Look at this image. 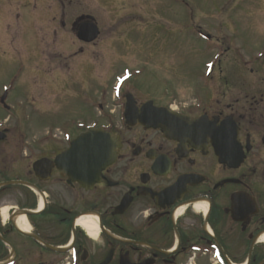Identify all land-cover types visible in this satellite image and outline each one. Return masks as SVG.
<instances>
[{
	"label": "flooded vegetation",
	"instance_id": "obj_1",
	"mask_svg": "<svg viewBox=\"0 0 264 264\" xmlns=\"http://www.w3.org/2000/svg\"><path fill=\"white\" fill-rule=\"evenodd\" d=\"M106 5L0 0V264H264V49L236 79L239 51L194 24L216 52L183 102L93 90ZM92 127L120 145L98 176L63 156Z\"/></svg>",
	"mask_w": 264,
	"mask_h": 264
},
{
	"label": "rangeland",
	"instance_id": "obj_2",
	"mask_svg": "<svg viewBox=\"0 0 264 264\" xmlns=\"http://www.w3.org/2000/svg\"><path fill=\"white\" fill-rule=\"evenodd\" d=\"M105 1L103 11L112 14L117 23L108 30L114 42H109V46L100 43L93 48L100 56L98 63L102 65L106 60L109 65L94 73L93 90L102 86L115 90L135 87L153 97H173L183 102L194 93L195 85L198 88L195 72L207 71L210 67L211 63L206 62L210 54L204 44L216 52L215 45L197 41L192 29L194 24L203 25L202 31L214 39L225 40L224 45H218L221 52L229 46L231 52L233 48L239 51L232 65L236 79L238 73L246 81L242 62L248 58L257 61L255 55H261L264 49V0ZM187 22L189 30L184 32ZM60 49L62 53L68 51ZM196 60H204L203 68ZM10 69L9 75L16 71L15 67ZM15 76L16 73L11 82ZM1 77L4 79L5 75ZM72 105L62 111V119L75 113L69 111L78 112L80 106Z\"/></svg>",
	"mask_w": 264,
	"mask_h": 264
},
{
	"label": "water",
	"instance_id": "obj_3",
	"mask_svg": "<svg viewBox=\"0 0 264 264\" xmlns=\"http://www.w3.org/2000/svg\"><path fill=\"white\" fill-rule=\"evenodd\" d=\"M96 37L97 34L93 39ZM149 108L154 111H162L153 105L145 106L143 111L148 113ZM132 109L133 106L129 103L126 112H130ZM149 118L150 116H147L144 120L148 127H162L167 132L164 125L156 124ZM119 148L118 139L111 132L102 128H89L72 141L63 156L71 159L76 167L90 168L91 173L87 174L98 176L103 169L115 162Z\"/></svg>",
	"mask_w": 264,
	"mask_h": 264
},
{
	"label": "bare ground",
	"instance_id": "obj_4",
	"mask_svg": "<svg viewBox=\"0 0 264 264\" xmlns=\"http://www.w3.org/2000/svg\"><path fill=\"white\" fill-rule=\"evenodd\" d=\"M84 226L88 227L90 230L95 229L96 225H95V221L92 220H87L86 222L83 223Z\"/></svg>",
	"mask_w": 264,
	"mask_h": 264
}]
</instances>
